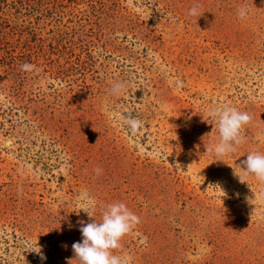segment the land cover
<instances>
[{
  "label": "rangeland",
  "instance_id": "rangeland-1",
  "mask_svg": "<svg viewBox=\"0 0 264 264\" xmlns=\"http://www.w3.org/2000/svg\"><path fill=\"white\" fill-rule=\"evenodd\" d=\"M225 104L252 119L217 162ZM254 152L264 0H0V264H67L114 202L130 264H264V184L234 174Z\"/></svg>",
  "mask_w": 264,
  "mask_h": 264
},
{
  "label": "clouds",
  "instance_id": "clouds-1",
  "mask_svg": "<svg viewBox=\"0 0 264 264\" xmlns=\"http://www.w3.org/2000/svg\"><path fill=\"white\" fill-rule=\"evenodd\" d=\"M246 14L245 8L238 10V16L241 19H244ZM188 15L200 18L202 15L199 6L190 8ZM31 68L32 66L29 64L22 65V70H30ZM123 88V84L117 83L112 86L111 92L118 95L123 91ZM207 115L216 124L219 142L214 149L207 148L206 151L214 152L217 162H222L224 157L233 153L236 147L243 142L242 130L251 122L252 117L247 112H242L226 104L210 108ZM124 123L132 131L137 130L141 125V121L132 116L125 117ZM246 157L238 166L243 175L238 176L235 172L234 174L241 183H246L247 177L253 176L258 182L264 184V153L254 152ZM99 171L96 169L97 173ZM89 205H91V200H89ZM84 212L89 216L87 211ZM78 223L81 225L79 231L82 234V240L72 244L74 258L69 259L67 264H72L73 261H76L77 264H130V257L114 254L116 250L122 247L123 238L140 223V218L124 203L109 204L99 221L94 219L90 223L84 221ZM38 248L39 251L36 253L40 255L42 260L45 259L41 248Z\"/></svg>",
  "mask_w": 264,
  "mask_h": 264
}]
</instances>
